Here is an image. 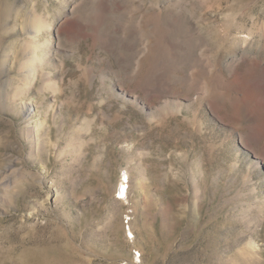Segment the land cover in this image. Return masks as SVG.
<instances>
[{"label": "rangeland", "instance_id": "obj_1", "mask_svg": "<svg viewBox=\"0 0 264 264\" xmlns=\"http://www.w3.org/2000/svg\"><path fill=\"white\" fill-rule=\"evenodd\" d=\"M3 6L0 264H264V0Z\"/></svg>", "mask_w": 264, "mask_h": 264}, {"label": "bare ground", "instance_id": "obj_2", "mask_svg": "<svg viewBox=\"0 0 264 264\" xmlns=\"http://www.w3.org/2000/svg\"><path fill=\"white\" fill-rule=\"evenodd\" d=\"M8 11H9V9H8V7L7 6H3V7H1L0 8V22L1 23H3L4 22V20H5V15L8 13ZM36 23V22H35ZM40 25V24H39ZM39 25L36 23L35 24V28H33V36L34 37H36L38 34H39V32H40V27H39ZM36 43V42H35ZM29 46L28 47H30V50H29V52H30V55H32L33 57V59H35L36 57H37V53H38V49H37V46L34 44V43H31V42H29V44H28ZM31 66H33V65H31ZM30 73L29 74H32V76H33V74H34V69L33 68H31L30 69ZM34 77V76H33ZM33 77L31 78V79H28V81H26V84L27 83H30V82H32L31 80H33ZM29 85V84H28ZM126 180V177L124 176L123 177V179L121 180V182H120V185H119V193L123 196V195H125L126 194V187H127V185L125 184V180ZM118 264H128V263H126V262H121V263H118Z\"/></svg>", "mask_w": 264, "mask_h": 264}]
</instances>
